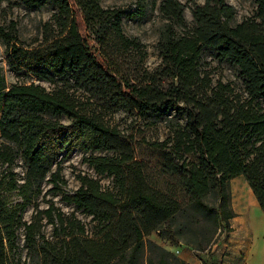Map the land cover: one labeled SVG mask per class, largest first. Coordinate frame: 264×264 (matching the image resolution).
Returning <instances> with one entry per match:
<instances>
[{
	"label": "trees",
	"instance_id": "1",
	"mask_svg": "<svg viewBox=\"0 0 264 264\" xmlns=\"http://www.w3.org/2000/svg\"><path fill=\"white\" fill-rule=\"evenodd\" d=\"M189 1L191 22L179 0H159L166 21L151 69L142 43L122 31L132 14L99 0H20L54 8L28 43L14 22L0 25L9 68L54 84L8 85L0 66V264H190L150 234L164 228L170 241L210 249L222 227L231 230L237 176L264 215V0L237 22L225 0ZM205 49L240 83L214 81ZM170 109L184 119L163 138L148 124L125 134L109 120L119 110L145 119ZM75 147L111 188L78 173L79 185L65 190L62 162ZM45 184L89 221L52 199L41 207Z\"/></svg>",
	"mask_w": 264,
	"mask_h": 264
},
{
	"label": "rangeland",
	"instance_id": "2",
	"mask_svg": "<svg viewBox=\"0 0 264 264\" xmlns=\"http://www.w3.org/2000/svg\"><path fill=\"white\" fill-rule=\"evenodd\" d=\"M179 1L184 5L185 19L191 22L190 7L192 3L189 0ZM195 1L203 3L204 0ZM225 1L235 9V22L252 15L254 12L255 4L253 0ZM99 2L103 7L121 8L128 14H132L122 18V31L127 36L137 38L144 46L147 52L144 65L150 69L155 67L159 63V58L154 46L158 39L159 30L166 21L161 17L157 9L159 0L156 1L155 5L152 4V0H99ZM140 5L144 8L141 14L137 12V8ZM53 12V6L48 3L26 7L20 0H0V25H7L11 21L14 22L18 39L21 42L28 43L36 36H39L41 23L49 20ZM6 56V47L0 40V66L8 85L20 82H34L44 86L47 90H51L54 87V84H50L48 81L39 80L23 72L10 69ZM203 59L205 61L204 68L214 81L220 79L232 82L235 85L240 83L237 69L225 61H219L211 50L205 49L203 51ZM183 119L184 117L180 112H175L171 109L150 113L145 119H139L135 114L123 110H119L109 116V120L125 134L136 124L143 123L148 124L146 127L149 131L156 127L160 138L164 137L167 128L172 123L176 121L182 122ZM61 121L68 123L67 118H61ZM89 153L84 154L75 147L71 154L62 162V174L67 181L65 190H73L79 185L75 178L78 173H88L97 177L103 188L112 187V178L110 176L105 174L97 175L84 161V158ZM94 153L103 154L105 152L97 151ZM17 170H20V168L18 167ZM49 188L50 185L45 184L43 192L38 198L41 207H45L46 200L52 199L64 212L75 213L83 221H89V216L77 209L73 204L64 202L59 195L50 193ZM229 190L231 207L235 213L234 218L230 222L231 230L227 231L225 227H222L221 231L217 232L215 242L212 243L210 249L195 250L181 241H170L164 228L161 232L151 233L149 239L176 255L177 251L174 252L175 249L171 247L182 243L185 245V249L193 250L201 264H264V215L242 176L230 180ZM32 210L31 205L25 209L23 213L25 220L30 219Z\"/></svg>",
	"mask_w": 264,
	"mask_h": 264
},
{
	"label": "crops",
	"instance_id": "3",
	"mask_svg": "<svg viewBox=\"0 0 264 264\" xmlns=\"http://www.w3.org/2000/svg\"><path fill=\"white\" fill-rule=\"evenodd\" d=\"M231 220L229 222H231ZM230 226H231V224H230ZM171 248L175 249L174 252L177 251V255L180 258H182L183 260H185L186 262H188L190 264H201L200 260L198 259L196 254H194L193 250L192 249H185L184 244L180 243L179 245H173V247H171Z\"/></svg>",
	"mask_w": 264,
	"mask_h": 264
}]
</instances>
